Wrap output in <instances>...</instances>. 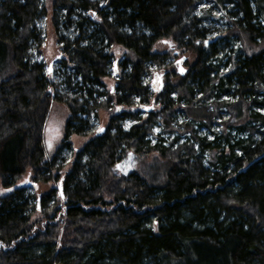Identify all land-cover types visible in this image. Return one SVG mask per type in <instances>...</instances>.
<instances>
[{"label": "trees", "instance_id": "16d2710c", "mask_svg": "<svg viewBox=\"0 0 264 264\" xmlns=\"http://www.w3.org/2000/svg\"><path fill=\"white\" fill-rule=\"evenodd\" d=\"M42 1L0 0V264H264V0H53L57 60L67 71L51 76L34 54L43 43ZM205 2L227 13L219 41L208 40L215 29L197 12ZM166 38L195 60L158 93L160 119L172 131L184 112L190 137L176 147L178 138L153 143L160 113L142 121L120 110L74 149L70 138L92 134L101 109L134 110L149 100L152 65H168L167 54L153 48ZM113 45L132 58L109 92L102 80ZM226 46L233 54L222 73ZM55 103L69 114L49 154L45 129ZM223 109L229 132L198 135L195 127L224 118ZM156 151L172 162L164 184L117 171L126 156ZM73 156L62 189L42 195L44 217L33 221L37 196L18 182L27 171L37 183L58 181ZM59 192L65 203L46 219Z\"/></svg>", "mask_w": 264, "mask_h": 264}, {"label": "rangeland", "instance_id": "374dc122", "mask_svg": "<svg viewBox=\"0 0 264 264\" xmlns=\"http://www.w3.org/2000/svg\"><path fill=\"white\" fill-rule=\"evenodd\" d=\"M43 5L45 6L47 10V15L39 18L37 22V27L39 31L41 32V37L43 40V43L41 48L38 50L34 51L35 58L38 61H43L46 63V70L51 68L52 70V75H62L65 71H67L65 68L62 67L61 60H57V57L60 58L62 55V45L57 43L58 38L56 37L55 33V28L53 26L52 22V6L53 5V0H43ZM232 7L229 5L225 6V10L229 11ZM197 12L201 14H206L205 15V24L213 27L215 30L212 32L208 40H220L224 36L220 33V30L225 29L229 24L228 19H227V13L219 10L213 2H205L203 4H200ZM163 41H169L174 47H169L167 44L162 43V41L158 42L154 48L153 51L160 53V54H167L166 57L168 59V65L165 64V67H157V65H152L151 67V73L148 75L146 78V83L150 88V84L153 80V74L156 71L159 72H166L165 75V80L164 83L172 82L175 81V75H180L184 76L187 74L190 70L191 64L195 60V55L192 52H187L185 50H182L178 48L177 44L174 43V41L171 38H166L163 39ZM235 50H237L238 46L243 45L241 42H236L233 44ZM231 46H226L225 50L221 53L220 58L223 61V65L220 67V72H226L228 66L226 64L227 62V55L233 54L231 51ZM109 52L113 55V62H112V69L110 76L104 77L102 81L105 83V88L109 92L115 89L120 77L126 72L124 70V67L122 66V63L124 62L125 59L128 57L132 58L131 53L126 50L123 46L119 45H113L110 47ZM178 52V53H177ZM230 52V53H229ZM119 53V55H117ZM177 60H183L182 64L180 65L185 69L184 74H181L178 70L177 67ZM224 63L226 65H224ZM175 74V75H174ZM151 91V88H150ZM151 96L149 100L144 101L139 103L137 100V105H134V110L128 109L127 107H123L121 109L122 111H132L134 114L137 115V117L141 118L142 121L146 120L149 115L152 113H160L162 110V105L160 104V100L158 97V93L156 92H150ZM261 98H263L261 96ZM211 101H219L215 99H212ZM213 103V102H212ZM142 106H146L145 110L142 109ZM119 106H115L112 109L109 110H104L101 109L98 112L97 117H92V122L94 125L93 133L88 135V136H78V135H73L69 141L72 143V147L74 149H82L83 146L93 137L96 133L97 130L100 128H105L109 124L111 115L114 111L117 113V109ZM217 105L215 104H210L209 105V110L210 111H215ZM150 108V109H148ZM177 110L179 107H176ZM221 109V108H219ZM224 111L221 112V115L224 116V118H220L216 116V118L213 119L211 122H206L204 125H199L196 126L194 130L198 132V135L200 136H208L210 139L214 138L215 135L213 133L215 132H221L222 130H228L226 124L224 122L229 118V114L227 110L223 109ZM179 112V113H178ZM176 117L173 122H171V127L170 131L167 129V131L164 130L163 125H162V115L158 116L159 121L158 123L155 124L152 134H150V138L152 139L153 143L157 142V138L161 137L164 138L167 142L173 141L174 139L178 138L177 140L178 143H175V147L179 145L181 142L185 141L188 137H190L191 132H186L184 130V112L178 111ZM220 110H217L216 113H219ZM264 112V110L262 111ZM68 108L61 103H55L51 107V112L49 114L48 122H47V127L46 128H51L55 129L56 127L60 128V135L58 139H54L52 141V148L51 150L48 148L46 140H48L50 137L55 136L54 131H50L48 133L45 132V144H46V149L49 154H53L57 147L60 145L61 141L63 140L64 137V128H65V123L68 118ZM218 117V118H217ZM161 118V119H160ZM132 121L128 120L126 121V125L128 127L131 125ZM226 128V129H225ZM230 130V129H229ZM229 132V131H227ZM232 134H234V130H231ZM169 143V142H168ZM166 143V145H168ZM75 159V156H73L67 166L64 168V170L61 172V178H59L58 181L55 182H50V183H37L35 180H33V176L31 174V171H27L26 174L20 179L18 182V185L26 186L28 188V191L31 193L36 194V199L34 201V204L37 207V212H35L32 216V220L35 221L37 219H40L44 217V215L41 212V197L42 195L46 194V192H49L52 188H57L59 191L63 187L64 179L67 174V172L71 169V165ZM171 161L168 159H164L157 151L156 152H150L144 155H129L128 157L126 156L124 159H122L118 165L120 167H117V171L124 175H129L130 173L136 172L139 173V175L142 176L143 179H145L148 183L151 185H162L166 182L167 180V171L169 170V167L171 166ZM37 184V188L35 189L32 187L31 183ZM2 192H4L3 189ZM62 203H65L64 199H61L60 192L58 193V196L56 198V201L51 203L53 206V210L50 212L49 215H47V218H51L54 216L55 210L61 206ZM60 218V216H58ZM56 218L58 220L59 218ZM47 223H49L48 220H46ZM153 229L157 231V225L155 224L154 226L152 225Z\"/></svg>", "mask_w": 264, "mask_h": 264}, {"label": "snow or ice", "instance_id": "6c2138e0", "mask_svg": "<svg viewBox=\"0 0 264 264\" xmlns=\"http://www.w3.org/2000/svg\"><path fill=\"white\" fill-rule=\"evenodd\" d=\"M93 16H94V18H95V13H93ZM162 43L167 44L169 47H174L169 41H162ZM198 43H199V42H198ZM206 43H207V42H205V44H206ZM117 55H119V53H117ZM176 64H177V67H178L179 72H180L181 74H184L185 69H184L183 67L180 66V65L182 64V61L177 60ZM51 73H52V70H51V68H49V75H50V76H51ZM160 80H161V77H160V76H157V77H156V82L158 83ZM161 86H162V85H161ZM154 90L159 91L160 88H159V87H156L155 84H154ZM49 91H51V89H49ZM117 111H119V109H117ZM126 127H128V125H126ZM50 131H54V132H55V136H52V137H50L48 140H46L47 146H48V148L51 150V148H52V146H53V145H52V141H53L54 139H58V138H59V135H60V128H59V127H56L55 129H51V128H46V129H45V132H46V133H48V132H50ZM99 131L103 132L104 129H103V128H100ZM117 167L119 168L120 165H117ZM9 191H10V189H9ZM61 199H63V194H62V193H61ZM154 230H155V229H154Z\"/></svg>", "mask_w": 264, "mask_h": 264}, {"label": "water", "instance_id": "95a60500", "mask_svg": "<svg viewBox=\"0 0 264 264\" xmlns=\"http://www.w3.org/2000/svg\"><path fill=\"white\" fill-rule=\"evenodd\" d=\"M180 61H183V60H180ZM157 76H160V77H161V80H160L158 83L156 82V77H157ZM154 84H155L156 87H159V88H160L159 91L154 90ZM161 85H162V86H161ZM150 88H151V91H152V92H156V93L162 92V91L164 90V77H163L159 72H155V73L153 74V80H152V82H151V84H150ZM145 107H146V106H142V109L145 110ZM118 109H119V111H117V113L120 112L121 108L118 107ZM148 109H150V108H148ZM103 129H104V127H103ZM100 133H101V131H99V130L96 131V135H99ZM31 185H32L34 188L37 187L35 183H31Z\"/></svg>", "mask_w": 264, "mask_h": 264}]
</instances>
